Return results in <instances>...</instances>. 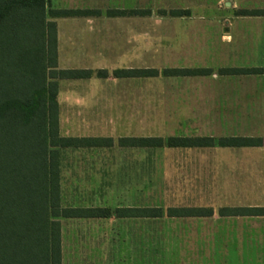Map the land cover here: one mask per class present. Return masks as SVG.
I'll return each instance as SVG.
<instances>
[{
    "label": "rangeland",
    "instance_id": "374dc122",
    "mask_svg": "<svg viewBox=\"0 0 264 264\" xmlns=\"http://www.w3.org/2000/svg\"><path fill=\"white\" fill-rule=\"evenodd\" d=\"M64 1L66 3L53 0L54 8H71V4L67 2L69 0ZM228 2L232 6H228ZM255 2L264 6V0H94V10H91L95 12L94 15L79 18L96 20L95 33L103 37L104 46L114 45L111 41L119 38L120 49L116 52H112L111 48L107 50L101 63L91 66L96 72H92L90 79L59 82L57 100L61 135L113 138L116 145L119 138L123 137L168 139L211 135L212 129L207 123L183 120L191 111L194 115L205 113L206 107L192 108L186 105L189 103H185L178 92V83L185 80V76H169L166 70H178L180 67L178 35H222L223 20L239 12L232 9L233 5L241 9L246 5L244 3ZM49 6L52 9L51 1ZM163 11L167 14L164 15ZM172 11L184 14L173 18L170 15ZM48 19L52 22L58 18ZM127 37H134V48H138L134 54L125 51ZM143 38L145 42H142ZM142 46L145 47L144 52L139 49ZM198 57L201 58L200 64L205 65L206 56L199 54ZM100 69L108 73V78L99 77ZM124 70H156L159 75L139 79L115 78L116 72ZM192 77L193 82L206 81L205 76ZM64 82L65 85H62ZM73 83H87L96 86L95 88L99 87L102 91L95 90L92 93H101L102 97L92 99V105L87 107H71L65 95L69 89L67 84ZM61 89H64V93ZM91 153H63V170H66L63 175L68 179L63 184L64 192L72 193L76 190L81 194H88L93 190L97 191L99 188L96 184L103 177V202L97 197L92 205L104 206L112 211L117 206L161 208L164 216L140 222L116 221L110 218L104 223L101 234L91 237L81 234L78 237L67 233L62 236L66 242L103 243L108 248L103 252L105 259L111 260V264H178V242L199 245L208 241L205 234H178V219L167 217L170 208L182 205L207 206L206 202H201L206 197V187L200 186L198 181L193 186L190 185V172L180 168V165L189 162L192 157L198 161L205 158V154L192 155L169 148L150 152L114 149ZM72 163H97L98 168L101 163L102 171L92 172L94 181L70 185L71 171L67 166ZM188 196L195 198V202H182ZM196 250L197 246L191 252V258L197 263L199 259L202 260L206 251L197 253ZM184 253L181 252L182 255ZM202 262L207 264L208 261Z\"/></svg>",
    "mask_w": 264,
    "mask_h": 264
},
{
    "label": "crops",
    "instance_id": "0c3cea01",
    "mask_svg": "<svg viewBox=\"0 0 264 264\" xmlns=\"http://www.w3.org/2000/svg\"><path fill=\"white\" fill-rule=\"evenodd\" d=\"M53 10L91 11L94 0H69L71 8H54ZM66 3L64 0H60ZM247 2V0H244ZM246 4L241 9L233 5V10L263 11L264 6ZM228 6H232L230 2ZM50 7V6H49ZM123 9V8H120ZM187 11V10H182ZM57 26L58 67L60 70L91 71V66L99 65L104 53L111 48L119 51V38L114 45L104 46L101 35L94 29L96 20L92 18H58L52 21ZM223 34L210 33L206 36L193 33L178 35V61L180 70H206L205 82H193L194 77L184 78L178 83V92L188 106L206 107L205 113L186 114L184 121L205 122L209 125L211 135L186 136L206 137L216 141L222 138H252L263 141L260 146L251 147H207L178 148V151L190 154L206 155L198 161H190L180 165L182 170L190 172L188 183L206 187V197L201 202L207 206H178V211L195 209L205 210V217L178 215V234H205L208 241L205 244L178 242V264H264V14L245 17L239 14L223 20ZM222 29V28H221ZM210 29V31H213ZM110 42V43H111ZM128 45L125 51L134 54V37H127ZM142 42H145L144 38ZM205 44V45H204ZM130 45V46H129ZM144 52L145 47H139ZM140 50V51H141ZM199 54L206 56V64H200ZM200 64V66H198ZM205 66V67H204ZM249 69L261 70V73L236 75L226 70ZM102 69L98 70L101 71ZM65 85V82L64 84ZM68 85L66 101L71 107L92 105V99L102 97L92 92L102 91L92 84L73 83ZM65 87V86H64ZM62 90V91H61ZM60 91L63 92L64 89ZM67 90V88H66ZM64 93V92H63ZM66 93V92H65ZM97 99V98H96ZM69 138H100L75 136ZM124 138V137H123ZM130 138V137H125ZM146 138V137H137ZM111 139V138H110ZM113 139V138H112ZM121 139V138H119ZM114 140V139H113ZM153 151L148 148H122L118 145L101 148H68L61 151V203L64 208L71 209H110L104 206L92 205L96 198L103 202V177L99 179V190L88 194L80 191L64 192L66 184L63 173V153L66 151L85 152L91 155L96 151L111 150ZM198 163V164H196ZM97 163H72L70 169V185H82L94 181L93 173L101 172ZM197 166H196V165ZM98 168V169H97ZM101 173H99L100 177ZM65 179V180H64ZM67 199V200H66ZM72 203H70V202ZM70 203L65 205L64 203ZM185 203H194L195 198L188 196ZM87 203L89 205H83ZM149 210L150 207L117 206L113 215L116 221H145L150 217L136 215L118 217L117 210ZM235 209L262 210L259 216L221 215L222 211ZM210 213V214H209ZM108 218V219H110ZM108 219H62V236L83 234L86 237L101 234L104 223ZM98 230V231H97ZM82 236V235H81ZM80 236V237H81ZM74 237V236H72ZM85 237V239H87ZM197 246V253L206 251L202 260L196 263L191 257ZM103 243L94 241L66 242L62 238V264H111L105 259ZM181 252H185L183 255ZM113 261V260H112ZM201 262V263H200Z\"/></svg>",
    "mask_w": 264,
    "mask_h": 264
},
{
    "label": "trees",
    "instance_id": "16d2710c",
    "mask_svg": "<svg viewBox=\"0 0 264 264\" xmlns=\"http://www.w3.org/2000/svg\"><path fill=\"white\" fill-rule=\"evenodd\" d=\"M49 9V0H0V264H62V219H108L110 209H71L61 203V150L113 147L106 138L63 137L59 125V82L85 80L91 71L60 70L57 26L49 17L94 15ZM115 14V12H114ZM121 14V13H119ZM137 14V13H133ZM166 15L167 12L163 11ZM184 13L170 12L178 18ZM188 14V13H187ZM261 16L263 11H240ZM248 75L261 70L234 69ZM169 76H205L206 70H166ZM156 70H124L117 79L157 77ZM100 78H108L105 71ZM261 139L206 137L121 138L122 148L178 149L260 146ZM118 217L164 216L161 208L117 210ZM210 214V213H209ZM262 210H225L221 215L259 216ZM205 217L208 212L170 208L167 217Z\"/></svg>",
    "mask_w": 264,
    "mask_h": 264
}]
</instances>
